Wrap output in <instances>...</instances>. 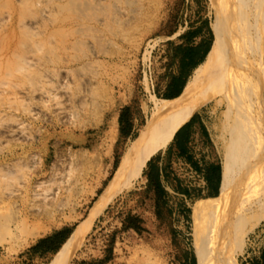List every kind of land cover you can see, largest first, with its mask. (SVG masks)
Returning <instances> with one entry per match:
<instances>
[{"label": "rangeland", "instance_id": "374dc122", "mask_svg": "<svg viewBox=\"0 0 264 264\" xmlns=\"http://www.w3.org/2000/svg\"><path fill=\"white\" fill-rule=\"evenodd\" d=\"M216 2L0 0V264H48L88 217L138 140L152 96L172 94L180 73L176 51L188 44L183 35L199 28L195 42L211 46ZM191 120L200 133L187 152L202 164L216 163L210 183L207 172L172 149L174 136L146 162V179L114 195L94 218L83 252L70 264L205 263L222 146L210 134L208 123L215 122L208 114ZM149 172L166 190L158 205L147 190ZM10 188L18 190L8 198ZM23 212L32 224L11 231ZM37 226L41 232L29 236ZM263 248L264 218L237 261L225 264H255Z\"/></svg>", "mask_w": 264, "mask_h": 264}, {"label": "bare ground", "instance_id": "6f19581e", "mask_svg": "<svg viewBox=\"0 0 264 264\" xmlns=\"http://www.w3.org/2000/svg\"><path fill=\"white\" fill-rule=\"evenodd\" d=\"M211 22L213 42L173 98L152 96L148 119L139 138L95 199L86 219L62 242L48 264H70L83 252L94 218L114 195L145 180L149 158L166 147L195 113L208 114V129L222 146V180L216 218L204 264L235 263L246 237L264 218V0H217ZM7 192L11 198L15 189ZM15 194V193H14ZM23 212L8 228L30 226ZM33 222V221H32ZM34 227V226H33ZM40 226L28 232L35 236ZM3 240L0 239V243Z\"/></svg>", "mask_w": 264, "mask_h": 264}, {"label": "trees", "instance_id": "16d2710c", "mask_svg": "<svg viewBox=\"0 0 264 264\" xmlns=\"http://www.w3.org/2000/svg\"><path fill=\"white\" fill-rule=\"evenodd\" d=\"M198 35H199V28L190 29L183 35V37L187 40L188 44L187 45H180L177 48L176 56H177L178 61H179L180 73L177 76L173 77V82L171 85L173 92H172V94H167L166 95L167 98H173L180 93V91H181V89H182V87L186 81V78L190 74L192 68L204 59V57L206 56V54L210 48L209 43L204 44V41H200L198 43L195 42V39ZM261 110H262V116L264 118V103L263 102L261 103ZM187 151H188L187 145L180 146L179 154L181 155V157H183L189 164H191V166L195 169V171L204 172L205 170H203L199 166L197 161L192 159L193 156H189V152H187ZM205 172H207V171H205ZM147 177H148L147 190H153L154 191L156 205H158L161 201V198L166 193V190L164 189L163 184H162L160 177L158 175L153 174L152 172H149L147 174ZM205 179H208V180L211 179L208 172H207V175L205 173ZM217 188L218 187L216 186L215 189H217ZM180 191L182 193H184L185 195H188V189L187 188H180ZM132 218L139 219L138 216H135ZM127 226L138 228V226H136V224H133L132 222L127 224ZM61 233H62V231H59V232H57L51 236L40 239L39 242L34 246V248H37V246H40V244H42V243H45V242H48L50 240H54V239L59 238ZM65 238H66V236L60 238L59 242H62ZM52 249H54V248H52ZM255 264H264V248L262 249L260 259L257 260L255 262Z\"/></svg>", "mask_w": 264, "mask_h": 264}, {"label": "crops", "instance_id": "0c3cea01", "mask_svg": "<svg viewBox=\"0 0 264 264\" xmlns=\"http://www.w3.org/2000/svg\"><path fill=\"white\" fill-rule=\"evenodd\" d=\"M198 122L194 121H188L186 124H184L179 131L176 132L175 137H174V142H173V148L172 149H177V153L180 151V146H185L188 144V147H194V143L197 142L198 136L200 133V128L197 126ZM186 138L188 142H186ZM199 166L207 171L208 173H212V171L215 168L216 163L213 161L210 162H205V164H202V161L199 160L197 161ZM202 165H204L202 167ZM211 170V171H210ZM210 176V175H209ZM211 177V176H210ZM207 183H210V180L205 179Z\"/></svg>", "mask_w": 264, "mask_h": 264}]
</instances>
